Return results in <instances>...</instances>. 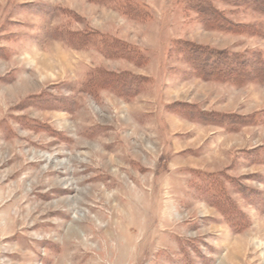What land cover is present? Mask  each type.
<instances>
[{
  "label": "rangeland",
  "instance_id": "1",
  "mask_svg": "<svg viewBox=\"0 0 264 264\" xmlns=\"http://www.w3.org/2000/svg\"><path fill=\"white\" fill-rule=\"evenodd\" d=\"M202 1L0 0V264H264V15L213 0L257 35L210 31Z\"/></svg>",
  "mask_w": 264,
  "mask_h": 264
},
{
  "label": "trees",
  "instance_id": "2",
  "mask_svg": "<svg viewBox=\"0 0 264 264\" xmlns=\"http://www.w3.org/2000/svg\"><path fill=\"white\" fill-rule=\"evenodd\" d=\"M221 2L238 5L248 3L252 9L264 15V0H220ZM207 30L220 31L229 34L257 35L256 28L231 22L220 10L213 5V0L202 1L191 6ZM107 48H123L119 42L104 41ZM179 49L187 57L193 70L206 80L238 81L253 78L256 70L250 63L249 56L235 55L228 52L217 51L204 47L192 46L190 43H178ZM116 50V51H117ZM127 53V52H123ZM104 88L114 90L118 94L131 96L138 91L143 78L130 76L129 74L99 73L96 77ZM230 205V204H228Z\"/></svg>",
  "mask_w": 264,
  "mask_h": 264
},
{
  "label": "bare ground",
  "instance_id": "3",
  "mask_svg": "<svg viewBox=\"0 0 264 264\" xmlns=\"http://www.w3.org/2000/svg\"><path fill=\"white\" fill-rule=\"evenodd\" d=\"M116 226V225H115ZM109 228V227H108ZM108 241H110V240H108ZM79 243V242H78ZM106 244V243H105Z\"/></svg>",
  "mask_w": 264,
  "mask_h": 264
}]
</instances>
